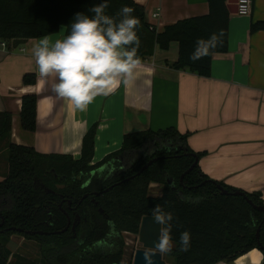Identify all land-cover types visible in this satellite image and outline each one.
I'll list each match as a JSON object with an SVG mask.
<instances>
[{
	"label": "trees",
	"instance_id": "16d2710c",
	"mask_svg": "<svg viewBox=\"0 0 264 264\" xmlns=\"http://www.w3.org/2000/svg\"><path fill=\"white\" fill-rule=\"evenodd\" d=\"M208 1V14L179 20L160 32L151 29L145 7L135 0H109L106 13L116 16L125 6L133 9L132 14L139 20L140 60L153 56L157 46L168 50L177 42L179 58L173 66L210 76L213 57L229 51L230 10L226 0ZM100 2L0 0V40L41 38L58 32L61 26L67 27L68 34L74 16L87 13ZM252 28L264 30V20ZM212 34L219 37L217 47L193 61L197 41L207 40ZM36 80L34 73L24 76L25 84H35ZM38 101L37 94L22 97L21 124L26 130L37 129ZM12 118L11 112H0V145L5 140L9 142ZM96 133L97 124L85 134L80 158L43 154L33 147L8 143V171L0 181V264H124L123 232L139 234L142 218L153 215L157 206L174 217L175 246L169 252L172 264H219L255 248L262 250L257 231L261 226L260 241L264 246V211L254 208L243 196L222 193L218 184L231 192L239 189L208 177L199 162L181 181L183 173L196 161L188 153H196L199 161L207 154L189 148V133L183 134L174 127L129 132L119 150L91 164ZM152 159L157 160L137 175ZM134 175L135 178L96 195ZM153 183L162 185L160 196L150 193ZM245 194L255 204L264 206L261 192ZM166 227L163 225V231ZM37 231L46 234L34 233ZM184 231L192 237L187 252L181 251L179 244ZM14 234L38 240L41 259L18 254L16 261L10 263L14 254L7 245Z\"/></svg>",
	"mask_w": 264,
	"mask_h": 264
},
{
	"label": "crops",
	"instance_id": "0c3cea01",
	"mask_svg": "<svg viewBox=\"0 0 264 264\" xmlns=\"http://www.w3.org/2000/svg\"><path fill=\"white\" fill-rule=\"evenodd\" d=\"M135 1L145 7L147 22L157 32L210 11L208 0ZM155 12L158 18L152 17ZM263 20L264 0H252L248 16L230 12L229 51L213 57L210 76L173 66L179 58L177 42L168 50L157 46L153 56L140 60L132 84L126 88L121 83L109 95L97 96L85 111L54 92L55 76L38 75L32 49L43 37L0 40V112L13 115L12 135L9 142H1L0 151L14 143L43 154L80 158L85 134L97 124L91 163L96 164L121 148L126 133L174 127L190 134L191 150L207 152L199 161L203 173L247 193L262 192L264 199V30L252 28ZM66 35L67 27L61 26L47 37L54 42ZM30 73L37 77L35 84L24 83ZM26 94L39 96L35 131L21 124ZM128 233L135 236L123 232L124 238ZM22 239L12 237L18 246L27 242ZM219 264H264V251L255 248Z\"/></svg>",
	"mask_w": 264,
	"mask_h": 264
},
{
	"label": "clouds",
	"instance_id": "9594fccd",
	"mask_svg": "<svg viewBox=\"0 0 264 264\" xmlns=\"http://www.w3.org/2000/svg\"><path fill=\"white\" fill-rule=\"evenodd\" d=\"M108 7L109 0H101L87 13H77L64 38L53 42L45 36L32 49L38 75L55 76L58 82L53 85L54 92L79 111H85L97 96L109 95L121 83L127 88L139 74V20L130 7L121 8L116 16L106 13ZM219 42L216 34L207 40L199 39L191 59H202ZM153 217L158 223L167 225L157 249L171 252L174 246L173 214L157 206ZM191 238L189 231L181 233V251L190 249Z\"/></svg>",
	"mask_w": 264,
	"mask_h": 264
},
{
	"label": "water",
	"instance_id": "95a60500",
	"mask_svg": "<svg viewBox=\"0 0 264 264\" xmlns=\"http://www.w3.org/2000/svg\"><path fill=\"white\" fill-rule=\"evenodd\" d=\"M237 2H238V0H230V2L228 4V8H229L231 13H237L238 12ZM188 155L195 156L196 157V161L185 173H183V175L181 177V181H183V178L185 177V175L188 174L194 168V166L199 162V158L196 156V153H188ZM159 158L163 159L165 157H159ZM156 160L157 159L150 160L137 173V175H140L141 173H143ZM135 176L136 175L128 177V178L124 179L123 181H121L119 183H116L115 185H112L111 187H109L108 189H106V190H104L102 192H96V195H101L104 192H107L110 188H113L114 186H117V185H119V184H121L123 182H127V181L135 178ZM169 183H171V182H169ZM218 188L222 191V193H224L226 195H235V196L240 195V196H243L248 201V203L251 204L254 208H256V209H258L260 211H264V206L255 204L245 194L244 191L238 190V191L231 192V191L225 189L220 184H218ZM86 197H87V195L85 196V198ZM69 225H70V222H69ZM67 228L65 230H67ZM13 230L18 231V232H23V229L13 228ZM260 230H261V226H259L258 231H257V239H258V242H259V245H260L262 251H264V246L262 245V243L260 241ZM26 232L28 234H32L33 233L32 231H26ZM162 232H163V224L158 223L155 220V218L153 217V215H147V216H144L142 218L140 229H139V234H138V241L142 245V247H140V248H138L136 250L135 255H134L133 264H171V263L167 262L163 258L162 252H160L157 249V247H156L158 242L160 241ZM34 233H36V234H46V232H43V231H37V232H34Z\"/></svg>",
	"mask_w": 264,
	"mask_h": 264
},
{
	"label": "rangeland",
	"instance_id": "374dc122",
	"mask_svg": "<svg viewBox=\"0 0 264 264\" xmlns=\"http://www.w3.org/2000/svg\"><path fill=\"white\" fill-rule=\"evenodd\" d=\"M2 150L3 149H1V151H0V159H1L0 160V162H1V164H0L1 165L0 175L3 177L4 174H6L8 171V163H7L8 149H6L5 152H2ZM239 190H241V189H239ZM150 193L154 196L161 195L162 185L156 184V183L151 184ZM262 196H263V194L261 192L260 199H262L264 202V199L262 198ZM12 237H14L16 240H20V241H23L22 238H25L24 236H22L20 234H14L10 237V242L8 243L7 246L9 247V249L14 254L10 258V263L16 261V255H18L19 252L22 253L23 255H25L24 257H28L31 259H34V258L38 259L41 257V244L38 240L27 239V242H25L23 245L18 246L19 244H16L18 242L13 241ZM124 239H125V243H126V248H125V255H124L123 263L124 264H133L135 252L138 248L142 247V245L138 241V234H135V236H134V235L128 233V234H126V237ZM174 246H175V243H174ZM174 246H173V248H174ZM162 254H163V258L167 262L170 263L172 261V258L169 256V252H162Z\"/></svg>",
	"mask_w": 264,
	"mask_h": 264
},
{
	"label": "built area",
	"instance_id": "2783aa9c",
	"mask_svg": "<svg viewBox=\"0 0 264 264\" xmlns=\"http://www.w3.org/2000/svg\"><path fill=\"white\" fill-rule=\"evenodd\" d=\"M237 9H238V14L241 16H248L251 13L252 10V0H238L237 2ZM160 15L159 12L153 13L152 17L153 18H158ZM151 29H154V25H150Z\"/></svg>",
	"mask_w": 264,
	"mask_h": 264
},
{
	"label": "flooded vegetation",
	"instance_id": "af4514ba",
	"mask_svg": "<svg viewBox=\"0 0 264 264\" xmlns=\"http://www.w3.org/2000/svg\"><path fill=\"white\" fill-rule=\"evenodd\" d=\"M69 222H70V225H71V221H69ZM68 225H69V223H68ZM70 225H69V226H70Z\"/></svg>",
	"mask_w": 264,
	"mask_h": 264
}]
</instances>
